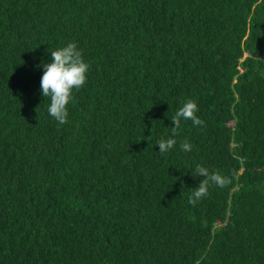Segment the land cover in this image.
Wrapping results in <instances>:
<instances>
[{"label": "trees", "instance_id": "obj_1", "mask_svg": "<svg viewBox=\"0 0 264 264\" xmlns=\"http://www.w3.org/2000/svg\"><path fill=\"white\" fill-rule=\"evenodd\" d=\"M69 42L60 125L40 65ZM187 99L205 126L160 153ZM197 165L231 182L192 206ZM0 264H264V0H0Z\"/></svg>", "mask_w": 264, "mask_h": 264}, {"label": "clouds", "instance_id": "obj_2", "mask_svg": "<svg viewBox=\"0 0 264 264\" xmlns=\"http://www.w3.org/2000/svg\"><path fill=\"white\" fill-rule=\"evenodd\" d=\"M43 74L40 80V91L43 97L50 98L48 114L60 125L68 122V105L73 101V92L78 91L87 83V73L90 64L83 58L75 42H69L51 51V62L43 63ZM199 111L195 100L187 99L172 117V138H161L156 144L160 153H167L176 144L175 136L181 120H191L194 126H205V122L196 115ZM192 145L188 141L181 142L182 151H191ZM196 176L204 177L198 187L194 188L188 197V203L195 206L200 200L208 196L211 185L225 187L231 182L230 178L220 174L219 171H209L208 168L197 165Z\"/></svg>", "mask_w": 264, "mask_h": 264}]
</instances>
